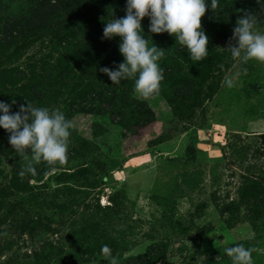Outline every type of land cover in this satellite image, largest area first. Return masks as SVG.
I'll return each mask as SVG.
<instances>
[{
    "label": "rangeland",
    "instance_id": "1",
    "mask_svg": "<svg viewBox=\"0 0 264 264\" xmlns=\"http://www.w3.org/2000/svg\"><path fill=\"white\" fill-rule=\"evenodd\" d=\"M256 23L264 33V11ZM205 34L207 56L184 67L195 83L201 67L209 78L188 99L171 103L161 87L144 98L124 80L153 114L145 127H130L128 111L129 123L70 119L69 175L53 169L33 192H6L13 147L0 132V264H110L104 245L118 264H231L224 249L235 244L264 264V62L232 58V34Z\"/></svg>",
    "mask_w": 264,
    "mask_h": 264
},
{
    "label": "trees",
    "instance_id": "2",
    "mask_svg": "<svg viewBox=\"0 0 264 264\" xmlns=\"http://www.w3.org/2000/svg\"><path fill=\"white\" fill-rule=\"evenodd\" d=\"M259 2L219 0L217 9L206 8L201 17L202 30L211 36L223 32L228 37L245 12L254 14L256 25L257 18L264 11V5L260 7ZM125 3L126 0H0V99L9 103L15 100L11 109L13 112L28 102L37 107L61 104L60 111L69 120L75 114L89 112L114 116L122 123H129L126 122L128 111L132 115L133 124H129L130 127L142 128L152 122L151 110L145 103L136 100L127 81L114 85L105 73L99 71L105 66L113 68L123 60L118 50L120 38L102 37L107 19L125 15ZM148 24L149 19L143 18L144 32L141 34L149 46L154 43L164 51L158 61L164 77L160 87L166 89L164 95L169 102L184 101L200 91L209 78V68L204 66L198 71L199 83L192 81L197 73L189 77L193 69L184 67L189 63L187 50L180 47L176 38L167 32H149ZM36 47L51 50V54H43L40 58L31 55ZM21 60L24 61L22 67L12 63ZM82 78L85 82L80 80ZM73 83L77 84L75 88L79 91L72 95L69 87ZM64 97L65 102L60 103ZM0 132L9 136L3 128ZM13 150L11 154H2L12 168V182L15 184L3 186L6 192L10 188L33 192L36 184L42 182L53 169L69 175L68 169H65L69 163L66 159L54 166L41 161L36 165V175L21 177L20 165L25 162ZM76 175V172L71 173L73 177ZM31 180L36 184H31Z\"/></svg>",
    "mask_w": 264,
    "mask_h": 264
},
{
    "label": "clouds",
    "instance_id": "3",
    "mask_svg": "<svg viewBox=\"0 0 264 264\" xmlns=\"http://www.w3.org/2000/svg\"><path fill=\"white\" fill-rule=\"evenodd\" d=\"M219 0H126L125 15L107 19L103 28V39L119 37L118 50L123 60L115 67H102L114 85L133 79L134 92L144 98L158 92L163 80V69L158 61L164 55L162 48L154 43L149 46L141 34L142 20L149 19L151 33L173 35L186 47L193 61H201L208 54V37L201 27V17L206 8L217 9ZM234 41L235 43H233ZM226 49L232 58L243 62H264V33L255 30L252 12H245L236 21L232 37ZM115 64V62H114ZM225 83L231 87L229 78ZM11 103L0 100V128L9 133L8 141L15 152L25 161L19 175H36V165L41 161L49 165L62 164L67 159L71 121L59 109L37 107L31 103L21 104L18 111H11ZM110 264H118L110 249H101ZM231 264H252V249L235 244L224 249Z\"/></svg>",
    "mask_w": 264,
    "mask_h": 264
}]
</instances>
